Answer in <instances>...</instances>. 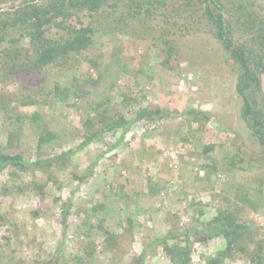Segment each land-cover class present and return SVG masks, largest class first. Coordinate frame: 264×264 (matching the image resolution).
<instances>
[{
    "label": "rangeland",
    "instance_id": "374dc122",
    "mask_svg": "<svg viewBox=\"0 0 264 264\" xmlns=\"http://www.w3.org/2000/svg\"><path fill=\"white\" fill-rule=\"evenodd\" d=\"M42 2L45 0L7 1L0 3V14L9 12L12 19L15 9ZM254 3L264 15V0ZM109 11L104 7L97 13H77L72 25L96 30L87 34L93 45L82 55L71 56L68 65L75 69L68 75L72 79H95L97 74L90 63L95 61L100 73L106 72L103 81L114 86L99 84L101 92L91 91L88 101H105L109 105L119 103L122 93H131L142 98L132 112L152 106L172 114L161 121L134 124L125 136L128 143L123 141L115 150L107 151V145L115 143L121 131L78 151L66 172L55 177L64 183L60 188L41 172L21 173L7 167L0 173V264H129L142 252L144 264H169L161 246H156L157 238L163 237L170 227L200 230L215 217L216 211L223 208L233 211L236 206L243 208L241 215L252 225L255 239L264 237V162L254 159L264 158V153L255 145L240 116L242 103L235 96L236 67L230 65L212 37L186 34L172 23L156 24L143 13L142 20L131 24L126 34L104 31L103 22ZM153 25L158 29L149 33ZM20 33L18 25L6 30L7 41L0 46V57L7 48L16 53L17 46L22 52L20 58L26 59L29 39L20 38ZM64 34L51 32L57 39ZM16 38L18 45L10 42ZM171 40L181 44L180 57L187 61L178 66V57L171 53L169 64L174 67L169 69V65L163 67L161 60L168 55L165 45ZM126 67L130 72L142 71L133 78ZM185 75L190 79H184ZM61 79L53 69L13 71L3 81L0 79V95L9 93L6 98L10 99L9 106H19L23 114L34 111L44 114L41 125H47L56 135H66L69 121L74 120L80 126L81 113L76 109L61 102L52 106L39 102L21 104L25 103V94L35 93L38 85L49 88L62 82ZM181 80L184 86L180 87ZM260 80L264 91V74ZM77 103L83 105L84 101ZM188 108L211 115L197 123L181 115ZM2 113L0 109V144L5 145L4 132L8 126ZM23 127V133L31 132L28 122ZM66 137V145L47 148V153L59 154L78 142L72 144V139ZM35 139L30 138L32 144ZM205 147L212 149L205 151ZM239 149L247 156L240 155ZM31 150L27 153L35 158ZM104 151V156L89 169L87 179L68 180L72 172L85 173ZM232 159L234 162L239 159L240 163L228 171L224 162ZM213 164L217 171L204 179L205 167ZM13 171L17 176L12 177ZM33 180L47 181L43 196L33 189ZM123 192L129 195L126 205ZM246 196L256 204L254 213L243 200ZM100 204L104 209L93 212V207ZM63 208L68 212L66 220L61 217ZM33 212L39 215L33 216ZM89 225L93 228L86 235L83 231ZM97 225L101 231H95ZM107 233L117 236L111 249L105 241ZM189 237L193 241L190 264H206V257H214L224 248L220 238L202 245L198 232ZM222 264L252 263L240 257Z\"/></svg>",
    "mask_w": 264,
    "mask_h": 264
},
{
    "label": "trees",
    "instance_id": "16d2710c",
    "mask_svg": "<svg viewBox=\"0 0 264 264\" xmlns=\"http://www.w3.org/2000/svg\"><path fill=\"white\" fill-rule=\"evenodd\" d=\"M7 1L11 0H0V3L4 4ZM104 7L110 10L106 15V22H103L104 31L126 34L128 27L135 22H140L142 15L146 14L151 22L157 21L156 24L172 23L173 26L182 28V32L185 31L186 34L212 37L219 44L222 53L227 55L226 59L228 57L230 65L236 67L234 69L238 76L235 96L242 103L240 116L247 129L250 130L255 145L264 153V91L260 80V75L264 74V15L260 14L259 8H255L254 0H45L41 4L27 3L20 9H15L12 19H10L9 12L0 14V46L7 41L4 37L6 30L15 25L20 28V38L26 36L29 39V47L25 49L24 55L26 59L20 58L22 52L18 51L17 46L14 47L16 53L8 48L3 51L0 57V79L3 81L13 71L30 72L33 69H53L58 76L62 77L60 80L62 82H55L49 88L38 85L35 93L25 94V103L21 104L28 106L39 102L52 106L61 102L68 108L76 109L81 113L80 126H77L78 123L74 120L69 121L70 125H67L66 135L72 139V144L78 142L67 151L56 155L48 154L47 148L62 147L67 144L66 135H56L53 129L47 125H41L44 121V114L35 111L23 114L19 111V106L10 107V99L6 100L10 94H2L0 95V109L8 127L4 132L6 134L5 145L0 144V173L7 167L15 168L21 173L41 172L46 175L47 180L60 188L64 183L55 177L61 172H66L68 166L74 162L72 157L78 151L92 142H101L106 139L107 135L121 131L117 141L107 145V151L115 150L123 144V141L128 143L125 136L134 124L161 121L172 114L152 106L141 107L132 112L133 107L139 104L142 98L133 96L131 93H122L119 103L111 102L109 105L105 101L94 103L88 101L91 91L101 92V87L98 88L99 84H106L109 88L114 86L103 81L106 72L100 73L95 61L90 62L97 74L95 79L91 77L88 80L72 79L73 76L68 75L71 70L75 69L68 65L71 62V56L82 55L83 51L93 45L87 34L94 33L96 30L80 23L78 27H75L72 21L78 15L77 13L82 11L97 13ZM156 29H158L156 25H153L149 33ZM52 31L56 34L66 33V35H61L59 39L53 38ZM182 32H180L181 35ZM10 42L18 45L19 38L11 39ZM180 45L174 40L166 42L165 52L169 53L161 60L164 68L168 65L169 69L174 67L169 64L171 53L178 57L176 65L180 66L182 61H187V58L180 57ZM128 71L129 67H126V72L135 78L142 70ZM46 95L48 99L43 100ZM71 97L75 98L72 103H70ZM79 100H83L84 104L78 105ZM128 109L131 114L127 113ZM181 115L199 123L201 120H208L211 114L198 108H188L183 110ZM24 122H28L32 134L29 130L26 134L23 133ZM30 138L32 140L36 138L35 144H32ZM30 148L31 151L34 150L35 158L27 153ZM211 149L212 147H205V151ZM239 153L247 156L240 149ZM104 154L105 151L101 152L85 173L72 172L68 180L80 182L87 179L91 174L89 169H92ZM233 158L235 159V156ZM234 159L228 163L224 162L226 170L233 171L239 165V159L235 162ZM254 159L264 162V158ZM216 168L214 164L206 166L204 179H209V176L217 171ZM16 171L11 173L12 177L17 176ZM46 182L32 181L33 189L41 196L45 194ZM123 199L125 200L123 204L126 205L129 195L125 192H123ZM243 200L254 213L257 208L256 204L251 202L247 196ZM62 206L65 208L66 205ZM95 206L93 212L104 209L102 204ZM64 208L61 211V217L66 220L68 212ZM242 212L243 208L239 206H236L233 211L226 208L219 209L208 225L200 230L192 228L177 230L170 227L163 237L156 239V246H161L162 253L169 264H190L193 241L189 236L198 232L201 235L202 245L216 238L224 241V248L219 249L214 257H206V264H222L240 257L247 258L252 264H264V237L255 239L251 232L252 225L250 226L249 222L247 223L242 217ZM37 215L39 212H33V216ZM90 228L93 226L89 225L83 233L88 235ZM96 230L101 231L100 225L95 227ZM116 238L115 234L107 233L105 241L108 249H111L109 247ZM111 252L115 253V251ZM144 259L145 254L142 252L135 261L129 264H144Z\"/></svg>",
    "mask_w": 264,
    "mask_h": 264
},
{
    "label": "clouds",
    "instance_id": "9594fccd",
    "mask_svg": "<svg viewBox=\"0 0 264 264\" xmlns=\"http://www.w3.org/2000/svg\"><path fill=\"white\" fill-rule=\"evenodd\" d=\"M184 79H186V80L188 79V80H189V79H190V76H189V75H185V76H184ZM182 81L184 82V80H182ZM178 83H179V82H178ZM183 86H184V83H183Z\"/></svg>",
    "mask_w": 264,
    "mask_h": 264
},
{
    "label": "built area",
    "instance_id": "2783aa9c",
    "mask_svg": "<svg viewBox=\"0 0 264 264\" xmlns=\"http://www.w3.org/2000/svg\"><path fill=\"white\" fill-rule=\"evenodd\" d=\"M183 83L184 82L182 80L179 82L180 87L183 86Z\"/></svg>",
    "mask_w": 264,
    "mask_h": 264
}]
</instances>
